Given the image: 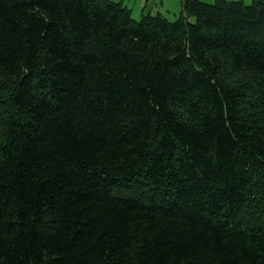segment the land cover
Returning a JSON list of instances; mask_svg holds the SVG:
<instances>
[{
    "label": "trees",
    "instance_id": "16d2710c",
    "mask_svg": "<svg viewBox=\"0 0 264 264\" xmlns=\"http://www.w3.org/2000/svg\"><path fill=\"white\" fill-rule=\"evenodd\" d=\"M0 264H264V0H0Z\"/></svg>",
    "mask_w": 264,
    "mask_h": 264
},
{
    "label": "rangeland",
    "instance_id": "374dc122",
    "mask_svg": "<svg viewBox=\"0 0 264 264\" xmlns=\"http://www.w3.org/2000/svg\"><path fill=\"white\" fill-rule=\"evenodd\" d=\"M213 1V0H206ZM246 3H251L252 0H244ZM123 2L132 9V15L139 20L144 12L163 13L169 19H175L181 9L182 0H123Z\"/></svg>",
    "mask_w": 264,
    "mask_h": 264
},
{
    "label": "crops",
    "instance_id": "0c3cea01",
    "mask_svg": "<svg viewBox=\"0 0 264 264\" xmlns=\"http://www.w3.org/2000/svg\"><path fill=\"white\" fill-rule=\"evenodd\" d=\"M206 1V0H205ZM213 1H215V0H213ZM213 1H208V2H213Z\"/></svg>",
    "mask_w": 264,
    "mask_h": 264
}]
</instances>
